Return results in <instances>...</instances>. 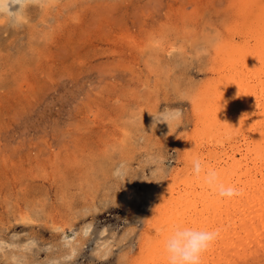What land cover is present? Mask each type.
<instances>
[{"label": "rangeland", "instance_id": "1", "mask_svg": "<svg viewBox=\"0 0 264 264\" xmlns=\"http://www.w3.org/2000/svg\"><path fill=\"white\" fill-rule=\"evenodd\" d=\"M246 2L57 0L19 24L13 5L0 12V264L147 262L161 204L197 184L187 158L215 148L197 136L202 102L220 97L217 35ZM165 108L179 125L152 126Z\"/></svg>", "mask_w": 264, "mask_h": 264}, {"label": "bare ground", "instance_id": "2", "mask_svg": "<svg viewBox=\"0 0 264 264\" xmlns=\"http://www.w3.org/2000/svg\"><path fill=\"white\" fill-rule=\"evenodd\" d=\"M56 1L36 0L35 3ZM10 5L11 0H4L0 12L10 10ZM240 10L233 29L226 36L217 35L220 40L215 46L212 64L217 61L221 65L220 78L214 80L220 97H209V101L200 106V115L204 117L200 123L205 128H201L197 136L209 138L215 148L211 147L209 161L203 156L187 158L191 169L192 161L200 159L206 167L217 170L222 181L235 186L240 195L222 198L202 179L192 177L197 181L195 186L191 184L183 193L178 191V196L169 200L170 205L161 204L157 215L158 223H162L158 228L160 239L154 242L145 264H167L164 243L174 225L220 229L219 238L203 254L201 264H264V0H248ZM240 132L246 133L242 144L237 146L234 142L230 150L223 146L222 137L234 139ZM238 153L241 158L236 157ZM22 218L26 219V214ZM88 232L87 226L84 233ZM68 236H64V240L72 244L75 236Z\"/></svg>", "mask_w": 264, "mask_h": 264}, {"label": "clouds", "instance_id": "3", "mask_svg": "<svg viewBox=\"0 0 264 264\" xmlns=\"http://www.w3.org/2000/svg\"><path fill=\"white\" fill-rule=\"evenodd\" d=\"M36 0H11L15 15L12 17L17 24L24 22V13L27 7ZM4 0H0L3 4ZM152 126L167 124L170 129L173 123L179 125L182 112L179 108H165L162 112L152 116ZM192 172L197 179H202L211 191L222 198H232L240 195L239 190L232 185H226L220 173L212 168L206 167L200 159L192 161ZM117 175L121 172L118 169ZM219 228H197L194 226L174 225L164 243L167 264H201L203 254L219 238Z\"/></svg>", "mask_w": 264, "mask_h": 264}]
</instances>
